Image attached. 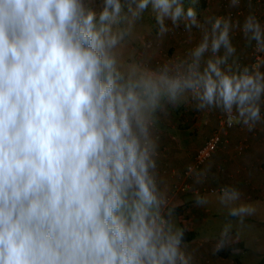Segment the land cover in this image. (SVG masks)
Wrapping results in <instances>:
<instances>
[{"label": "clouds", "instance_id": "1", "mask_svg": "<svg viewBox=\"0 0 264 264\" xmlns=\"http://www.w3.org/2000/svg\"><path fill=\"white\" fill-rule=\"evenodd\" d=\"M149 5L160 36L166 19L202 29L186 56L155 68L128 52ZM205 23L183 0H0V264H193L161 188L159 119L193 104L248 131L264 122V61L238 62L230 18ZM241 30L264 51L254 15ZM210 168L188 173L202 184ZM241 201L237 187L219 189L243 224L256 209Z\"/></svg>", "mask_w": 264, "mask_h": 264}, {"label": "crops", "instance_id": "2", "mask_svg": "<svg viewBox=\"0 0 264 264\" xmlns=\"http://www.w3.org/2000/svg\"><path fill=\"white\" fill-rule=\"evenodd\" d=\"M207 4L200 5L198 8L193 7L195 11L203 14V21L197 17L201 25L210 27L205 22L209 17H215L220 10L222 0H206ZM213 1V2H212ZM231 7L235 6L230 3ZM183 6L184 3H183ZM188 7H185L187 10ZM250 14L255 16L251 11ZM222 12V11H221ZM221 12L219 14H221ZM246 17L241 19H232V30L230 31V38L232 44L236 48V58L239 63L246 64L249 62L251 55V44L248 43L242 26ZM138 24L135 23V28L138 29ZM171 36V35H170ZM173 36V35H172ZM202 38V29L193 26L189 34L185 37L184 45L188 47L186 51L194 47ZM176 41V40H175ZM174 43V41H171ZM178 44V40L175 42ZM180 44V42H179ZM141 46V45H140ZM250 50V51H249ZM138 61H142L140 56L141 49L139 45H132L130 43L129 49ZM223 49H221V54ZM207 55V54H206ZM249 56V57H248ZM248 60H246V59ZM246 61H245V60ZM251 64V62H249ZM212 111V110H210ZM213 112V111H212ZM262 116H264V104L261 105ZM209 111H200L195 109L193 104L187 106H179L170 108L167 115L161 116L157 125V135L159 141V156L157 158L159 179L165 183L161 188L167 189V195L170 203L175 205V222L186 231L194 232V237L190 240H184L188 246V251L193 253V264H242V259L238 254L241 248V241L232 239V241L221 251L226 252L229 249L227 256H222L219 252L213 254L212 249L218 240H205L201 242L194 241L197 230L202 226L201 218L194 216L191 211L192 203L195 198L194 195L201 194L206 185H211V192H219L223 185H233L237 187L242 193V201L249 200L248 203L254 207H264V122L258 123L253 131H248L242 124L238 123L234 127L223 131V141L217 150V162H211L210 171L204 183L196 184L191 175L185 174L191 159L195 156L197 149L204 143L209 133L203 129L200 121H194V117L201 118L203 123H206V118ZM192 124L189 128H182L183 124ZM187 124H185L187 126ZM203 129V130H202ZM204 131L205 138L200 143L196 144L193 149L187 150L186 146H182L181 141H186V145L192 142L193 134L198 131ZM193 156V157H192ZM214 164V165H213ZM202 166L199 170L204 169ZM232 230L230 235L232 234ZM236 250V251H234Z\"/></svg>", "mask_w": 264, "mask_h": 264}, {"label": "rangeland", "instance_id": "3", "mask_svg": "<svg viewBox=\"0 0 264 264\" xmlns=\"http://www.w3.org/2000/svg\"><path fill=\"white\" fill-rule=\"evenodd\" d=\"M183 3L185 5L184 9L187 6H191L198 8L199 11L200 5L203 4V6H205L207 4V1L183 0ZM230 3L231 0H222L220 5H218V8L220 7V10H218V12L213 15H215V17L221 16L230 18L231 22H233V18L241 19L242 17H247V14H250V7L251 11L255 13V17L257 18V20L260 23L264 21V0H239V4L234 8L231 7ZM198 11H196L197 17L200 19V21H203L202 18L204 15H200ZM220 12L221 14H219ZM136 24H138L139 27H137L139 30L137 31V28L134 27L133 35L130 38V41L132 45H139V48L141 49L139 57H141V60L145 62L149 67L155 68L168 59H173L178 56H186V48L188 49V47L184 45V40L190 31L186 29L185 23L183 21H180L178 26H174L171 20L166 19L165 24L169 28V31L163 36H160L158 34L159 25L156 22L155 13L153 12L151 5H149L142 18L136 21ZM175 40H178V44H175ZM171 41H174V43H172ZM253 44L254 42H252L251 47L253 46ZM250 50L252 51V48H250ZM128 52L131 53L130 51ZM249 56V62H252V57L251 55ZM157 62L160 63L157 64ZM249 62H247L246 64H249ZM262 70H264V68H262ZM187 105L189 104H181V106ZM212 111H209L208 116H204V118L207 119L206 123H203V119L201 120V118H198L199 116L193 118V122L200 121L202 123L203 129H206V127H209L210 125L212 126L206 129V132H208L209 135L214 129L217 128V119L221 114H223L219 110L214 109ZM198 112L200 113V111ZM185 124L182 125V128L187 129V127L189 128V126L192 125L187 124L186 126ZM208 124L210 125L208 126ZM202 130H199L198 132H196V134H193L191 143H188L186 145V141H181L182 146H186L187 150H191L190 148L193 149L196 144L200 143L205 138L206 132ZM221 144L222 143H220L219 146H221ZM217 150L218 149H216V151L212 153V155L208 159L197 166L194 165V157L192 156L193 158L191 159L188 166L194 167L195 169L199 170L202 166H208L213 161L215 164L217 162ZM210 187L211 185L207 184L206 189L200 194L202 196L208 197L209 203L205 206L198 207L196 206L194 201L192 203V208L189 210L194 214V216L201 218V220L203 221L202 226L197 230L196 238L194 241L201 242L205 240L213 241L219 239L220 232L224 224L231 222V230L233 232L231 234L232 238L242 242V250H240L238 254L239 258L242 259V264H264V207H254L252 204L251 206L256 209L255 214L245 217L244 223L240 224L237 218L228 216V210L218 202L219 192H211L209 190ZM192 198H195V195ZM241 202L250 203L251 201L243 200Z\"/></svg>", "mask_w": 264, "mask_h": 264}, {"label": "built area", "instance_id": "4", "mask_svg": "<svg viewBox=\"0 0 264 264\" xmlns=\"http://www.w3.org/2000/svg\"><path fill=\"white\" fill-rule=\"evenodd\" d=\"M264 26V21L261 23ZM252 63L264 61V51H259L255 48L254 44L251 51ZM175 59V58H173ZM170 60V59H168ZM160 62H157L159 64ZM238 122L235 120L229 121L225 114H221L217 119V128L206 138L204 143L197 149L194 156V165L197 166L208 159L212 153L216 151L220 143L223 141V131L234 127ZM189 168V166H188ZM188 168L185 170V174H188ZM212 191V189L210 190Z\"/></svg>", "mask_w": 264, "mask_h": 264}, {"label": "trees", "instance_id": "5", "mask_svg": "<svg viewBox=\"0 0 264 264\" xmlns=\"http://www.w3.org/2000/svg\"><path fill=\"white\" fill-rule=\"evenodd\" d=\"M193 237H194V232H192V231H185L184 240H190ZM231 248L229 247V249H231ZM229 249H226V252L219 251V253L222 256H227L228 255L227 253L229 252Z\"/></svg>", "mask_w": 264, "mask_h": 264}]
</instances>
